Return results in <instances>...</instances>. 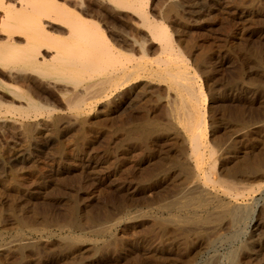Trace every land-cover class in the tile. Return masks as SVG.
<instances>
[{"label": "rangeland", "instance_id": "obj_1", "mask_svg": "<svg viewBox=\"0 0 264 264\" xmlns=\"http://www.w3.org/2000/svg\"><path fill=\"white\" fill-rule=\"evenodd\" d=\"M6 1L19 7L20 0ZM65 1L79 10L78 0ZM83 2L87 17L102 26L115 47L139 58L145 44L151 59L160 55L159 44L151 40L142 21L138 23L140 16L118 13L101 0ZM148 11L168 26L175 45L202 77L209 94V115L218 126L209 129V135L221 139L219 148L231 139L240 149L264 141V132L258 131L260 123L264 128V91L256 88L264 84V0H149ZM0 79L34 99L52 102L49 107L54 110L40 117L44 120L40 123L38 118L25 120L0 109V264H208L210 260L211 264H230L229 252L243 244L247 251L240 254L241 264H264V176L242 179L241 185L257 189L250 198L240 200L256 208L252 222L240 225L234 239L227 238L232 229L225 224L218 233L225 236L216 239L211 249L199 248V240L185 243L181 233L165 232L156 220L166 214L160 205L182 195L181 187L173 185L179 182V174L161 175L156 155L179 157L176 147L188 144L181 127L182 137L162 136L147 143L134 139L131 129L145 118H161L157 105L174 95L166 84L140 77L114 88L93 109L77 114L68 111L60 94L35 75L13 83L0 69ZM0 95L5 104H21L9 90L0 89ZM237 118L246 120V130L226 135ZM252 151L262 154L257 146ZM229 159L236 162L232 156ZM73 217L82 224L86 238H77L68 252L70 247L59 239L62 233L73 231ZM19 220H26V226L21 224V228ZM162 246L169 248L164 260L158 261Z\"/></svg>", "mask_w": 264, "mask_h": 264}, {"label": "bare ground", "instance_id": "obj_2", "mask_svg": "<svg viewBox=\"0 0 264 264\" xmlns=\"http://www.w3.org/2000/svg\"><path fill=\"white\" fill-rule=\"evenodd\" d=\"M17 2L19 1L17 0ZM101 2L107 3L118 13L130 12L140 16L141 20L139 19L138 23L142 21V25L149 30V34L151 33V40L159 44L160 55L151 59L150 54L147 53L149 51L144 47L145 44H142L141 52L143 51V55L141 53L142 56H137L140 58L139 60V58L131 56L132 53L131 55L130 53L127 54L115 47L102 26L93 18L87 17L84 11L86 5H84L83 0L77 2L80 6L79 10L77 7L72 9L65 0L64 2L59 0H20L19 7L12 5L9 1L0 0L1 71H5L8 77L14 81L13 83L25 80L29 74L35 75L60 94L61 99L66 102L68 111L72 110L77 114L92 108L100 98L112 93L110 91H113L114 88L117 89L122 84L132 82V80L140 77L149 76L166 84L168 92L172 91L174 95L171 100L167 98L168 100H163L157 105V112L161 114V118L146 119L144 117L143 121L131 129L134 139L137 138L147 143L165 136L173 139L182 137L179 129L181 127L185 135L182 138L188 144L187 146H175L179 157L167 158L168 155L163 157L160 153L156 155L160 164L159 173L161 175H166L169 171L178 173L180 180L175 182L177 185L173 184L171 180L169 181L175 187L179 186L182 189V195L168 200L164 205H160L161 207L159 206L160 210L166 211V214L158 215L156 220L165 232L171 230L172 234L174 231L177 234L181 233L184 236L182 238H185V243L189 245L194 240H199L201 242L199 248L208 249L215 243L216 239L225 236L218 234L220 228L222 229L225 224L229 226V229H232L227 238L235 237L240 225L244 222L246 224L248 220L252 222L254 219L255 212L253 210L256 208L252 210L247 201L242 203L243 200L242 202L240 200L248 198L257 189L254 186H248V184H241L244 183V181L242 183V179L247 180L251 176H257L261 179V176H264V141H256L255 144L251 143L252 145L246 142L247 147L240 149L234 141L235 139H231L225 148H219V145H222L221 139H213L212 135H209V129H215L218 126L213 119L214 117L209 115L211 112L207 106L209 98L207 95L209 94L205 92L204 84L201 82L202 77L200 78L197 73L198 70L193 68L189 59L175 45L168 26L162 21H156L150 17L149 0H101ZM173 9V6L172 9L169 8L170 11ZM256 88L264 91V84L258 85ZM0 89L11 91L21 100L20 105H14V102H12L13 104H5L0 99V109L13 114L16 113L22 119H39L54 111L49 107L50 104L53 105L52 102L34 99L20 90L18 86L9 84L3 79H0ZM53 107L56 108V106ZM234 121L236 122L233 123V128H228L226 135L234 133L232 132L234 130L247 128L246 120L237 118ZM259 127V133H263L264 128L261 123ZM132 136H130L131 139H133ZM213 142L215 145L217 144L218 148ZM254 146L259 147L262 154L253 155L252 147ZM230 156L236 159L234 160L236 162L230 161ZM12 210L10 213L14 214L15 212ZM71 211L75 212V206L72 205ZM71 221L69 223L73 227V231L65 235L62 233L59 239V241L62 240L61 243L64 242L65 246L70 247L68 252L70 249L72 250V243L77 241L80 236L85 237L86 234L81 232L82 224L77 217ZM25 223L27 224L26 220L19 223V226L25 225ZM97 234L99 235V233ZM211 234H215L216 237L215 235L210 237ZM246 246L247 244L239 247L234 246L236 249L231 250L229 254L227 253L230 264H241L239 261L240 254L247 251L245 250ZM73 247L75 248V246ZM21 248H23L22 245H19L18 249L21 250ZM168 248L167 246L161 247L159 251L161 256L156 253V257H161V260L158 261L164 260ZM158 261L156 262L158 263ZM210 261L208 264H211Z\"/></svg>", "mask_w": 264, "mask_h": 264}]
</instances>
